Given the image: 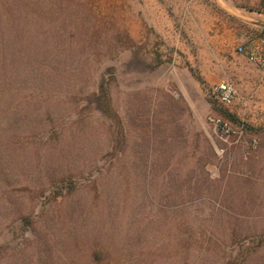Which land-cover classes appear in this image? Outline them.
Listing matches in <instances>:
<instances>
[{"label":"rangeland","instance_id":"rangeland-1","mask_svg":"<svg viewBox=\"0 0 264 264\" xmlns=\"http://www.w3.org/2000/svg\"><path fill=\"white\" fill-rule=\"evenodd\" d=\"M231 5L264 13L0 0V264H264V123L203 73ZM209 116L244 132L221 137Z\"/></svg>","mask_w":264,"mask_h":264},{"label":"crops","instance_id":"crops-1","mask_svg":"<svg viewBox=\"0 0 264 264\" xmlns=\"http://www.w3.org/2000/svg\"><path fill=\"white\" fill-rule=\"evenodd\" d=\"M229 17L234 19L235 26H225L223 29L211 30L210 38L207 40V47L212 48L206 54L203 73L206 83L217 84L221 79L227 77L234 81L238 90V98L235 110L239 117L250 120L254 123H264V73L253 64L245 54L236 51V47L241 44L244 37V28H249L252 32L264 30V13H246L242 8L231 5L227 10ZM239 29V32H238ZM241 29V30H240ZM209 32V31H207ZM208 34V33H207ZM224 34L232 36L231 45L226 52L218 55L215 51L217 40ZM210 43V44H209ZM235 45V46H233ZM220 71L215 72V69Z\"/></svg>","mask_w":264,"mask_h":264},{"label":"built area","instance_id":"built-area-1","mask_svg":"<svg viewBox=\"0 0 264 264\" xmlns=\"http://www.w3.org/2000/svg\"><path fill=\"white\" fill-rule=\"evenodd\" d=\"M236 51L245 54L248 60L255 64L264 73V30L254 32L244 44L236 47ZM209 92L222 104L230 105L234 99L235 89L233 84L228 80L222 79L218 84L210 88ZM208 120L215 130L219 132L221 137H228L231 134L241 135L243 127H237L236 129L229 126V122L218 116H209ZM223 151V149H221Z\"/></svg>","mask_w":264,"mask_h":264}]
</instances>
